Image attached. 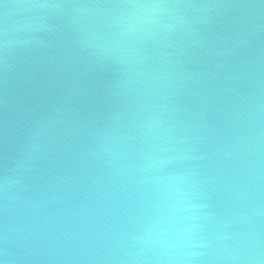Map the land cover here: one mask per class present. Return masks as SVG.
Here are the masks:
<instances>
[{"label":"water","instance_id":"95a60500","mask_svg":"<svg viewBox=\"0 0 264 264\" xmlns=\"http://www.w3.org/2000/svg\"><path fill=\"white\" fill-rule=\"evenodd\" d=\"M3 264H264V0H0Z\"/></svg>","mask_w":264,"mask_h":264},{"label":"clouds","instance_id":"9594fccd","mask_svg":"<svg viewBox=\"0 0 264 264\" xmlns=\"http://www.w3.org/2000/svg\"><path fill=\"white\" fill-rule=\"evenodd\" d=\"M0 264H3V261H0Z\"/></svg>","mask_w":264,"mask_h":264}]
</instances>
